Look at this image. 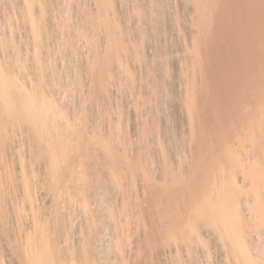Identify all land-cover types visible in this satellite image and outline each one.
I'll list each match as a JSON object with an SVG mask.
<instances>
[{
	"label": "bare ground",
	"instance_id": "obj_1",
	"mask_svg": "<svg viewBox=\"0 0 264 264\" xmlns=\"http://www.w3.org/2000/svg\"><path fill=\"white\" fill-rule=\"evenodd\" d=\"M0 264H264V0H0Z\"/></svg>",
	"mask_w": 264,
	"mask_h": 264
},
{
	"label": "rangeland",
	"instance_id": "obj_2",
	"mask_svg": "<svg viewBox=\"0 0 264 264\" xmlns=\"http://www.w3.org/2000/svg\"><path fill=\"white\" fill-rule=\"evenodd\" d=\"M24 31L26 32V30H24ZM26 34H27V35L29 34L28 31H27ZM27 35H26V36H27ZM27 37H28V36H27ZM27 39H29V38H27ZM30 39H31V38H30ZM27 41H28V40H27ZM30 42H31V40H30ZM31 45H32V44H31ZM31 45H29V46H31ZM63 79H64V78H63ZM63 81H65V80H62V83H65V82H63Z\"/></svg>",
	"mask_w": 264,
	"mask_h": 264
}]
</instances>
